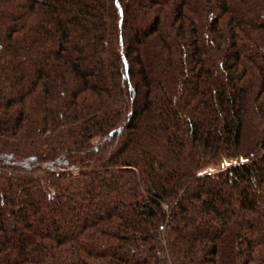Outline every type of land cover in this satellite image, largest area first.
I'll list each match as a JSON object with an SVG mask.
<instances>
[{"label":"trees","instance_id":"16d2710c","mask_svg":"<svg viewBox=\"0 0 264 264\" xmlns=\"http://www.w3.org/2000/svg\"><path fill=\"white\" fill-rule=\"evenodd\" d=\"M0 264H264V0H0Z\"/></svg>","mask_w":264,"mask_h":264},{"label":"rangeland","instance_id":"374dc122","mask_svg":"<svg viewBox=\"0 0 264 264\" xmlns=\"http://www.w3.org/2000/svg\"><path fill=\"white\" fill-rule=\"evenodd\" d=\"M134 21L137 22V21H136V18L134 19Z\"/></svg>","mask_w":264,"mask_h":264}]
</instances>
